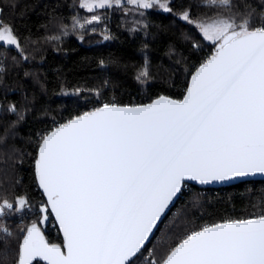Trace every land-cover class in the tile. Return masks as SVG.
<instances>
[{
  "label": "snow or ice",
  "instance_id": "snow-or-ice-1",
  "mask_svg": "<svg viewBox=\"0 0 264 264\" xmlns=\"http://www.w3.org/2000/svg\"><path fill=\"white\" fill-rule=\"evenodd\" d=\"M123 3L177 15L195 25L212 52L190 73L181 99L161 94L149 103L104 102L38 134L35 170L47 201L39 219L19 229L15 264H137L140 257L143 264H264V207L162 239L143 255L186 181L264 174V11L257 13L246 0H200L212 11L195 17L191 7L174 12L172 0H81L80 7L93 12ZM103 19L73 16L71 31L96 32ZM61 28L67 36L68 26ZM0 44L28 59L3 21ZM6 60L0 55V71ZM149 68L146 58L135 77L139 83L152 79ZM89 91L101 94L99 88ZM8 111L16 114L17 106ZM30 207L24 196L14 202L0 197V217ZM49 215L58 222L62 244L50 243L41 231ZM12 236L0 225V244L7 246Z\"/></svg>",
  "mask_w": 264,
  "mask_h": 264
},
{
  "label": "trees",
  "instance_id": "trees-1",
  "mask_svg": "<svg viewBox=\"0 0 264 264\" xmlns=\"http://www.w3.org/2000/svg\"><path fill=\"white\" fill-rule=\"evenodd\" d=\"M246 2L257 13L264 11L262 0ZM171 7L174 12L191 7L193 17L212 11L201 6L200 0H172ZM135 8L123 3L89 12L80 7V0H0V21L12 26L28 57L23 60L16 49L0 44V55L7 56L0 71V197L14 202L24 196L31 205L18 214L13 211L10 218H0L13 233L7 246L0 244V264H15L22 240L19 229L39 219L36 208L43 194L35 175L38 134L104 102L148 103L161 94L181 99L190 73L211 54V42L202 38L195 25L158 7ZM93 13L104 17L96 32L90 27L71 31V17L90 19ZM62 25L68 26L67 36ZM102 33L111 39L105 40ZM56 35L59 41L47 39ZM146 58L152 79L141 84L135 77ZM96 88L99 96L89 91ZM11 104L17 106L16 114L8 111ZM21 113L23 120L18 119ZM262 194L264 179L218 187L189 183L161 220L143 255L162 239L179 238L203 224L239 218L264 207ZM41 229L49 242L63 243L59 231L45 230L42 225ZM137 264H143V257Z\"/></svg>",
  "mask_w": 264,
  "mask_h": 264
},
{
  "label": "water",
  "instance_id": "water-1",
  "mask_svg": "<svg viewBox=\"0 0 264 264\" xmlns=\"http://www.w3.org/2000/svg\"><path fill=\"white\" fill-rule=\"evenodd\" d=\"M175 99V98H174ZM149 103V102H148ZM90 111V110H89ZM35 175H36V170H35ZM251 179H264V174H260V173H256V174H249V175H245V176H241V177H235V178H231V179H227V180H223V181H211V182H208V183H205V184H201L199 182H196V181H191V180H188L186 181L185 183H193V184H196L198 186H202V187H218V186H226V185H230V184H234V183H237V182H240V181H244V180H251ZM36 181H37V185H38V188L40 190V192L43 194L45 200L47 201V197L46 195L44 194L43 190L39 187V184H38V180H37V177H36ZM179 197V194L178 196L174 199L173 203L169 206V208L167 209L166 211V214L167 212L170 210V208L175 204V202L177 201ZM165 214V215H166ZM164 215V216H165ZM54 220H55V217L54 215H52ZM164 216L162 217V219L164 218ZM161 219V220H162ZM56 221V220H55ZM161 222V221H160ZM160 222L158 223V226L160 224ZM56 224L58 226V229H59V225H58V222L56 221ZM158 228V227H157ZM157 230V229H156ZM155 230V231H156ZM41 231L43 232V230L41 229ZM59 232L61 234V237H62V240H63V234L62 232L60 231L59 229ZM155 233V232H154ZM45 235V234H44ZM46 237V236H45ZM153 237V236H152ZM151 237V238H152ZM150 238V239H151ZM47 239V238H46ZM51 243V242H50ZM59 244V243H58ZM42 261V260H40ZM44 262V261H42ZM46 264V262H44Z\"/></svg>",
  "mask_w": 264,
  "mask_h": 264
},
{
  "label": "built area",
  "instance_id": "built-area-1",
  "mask_svg": "<svg viewBox=\"0 0 264 264\" xmlns=\"http://www.w3.org/2000/svg\"><path fill=\"white\" fill-rule=\"evenodd\" d=\"M188 184L189 183H184V185L182 187V190L185 189L186 187H188ZM43 203H46V200H45L44 196H43V198H41V199L38 200L37 208L36 209L38 210L39 209V206L41 204H43ZM13 211L14 210L8 211L5 215L2 216V218L6 219V218L12 217V212ZM16 213L18 214L19 212H16ZM42 227L45 230H52L54 232H58L59 231L58 226L56 224V221L54 220V218H53L52 215H49V219L44 224H42Z\"/></svg>",
  "mask_w": 264,
  "mask_h": 264
},
{
  "label": "rangeland",
  "instance_id": "rangeland-1",
  "mask_svg": "<svg viewBox=\"0 0 264 264\" xmlns=\"http://www.w3.org/2000/svg\"><path fill=\"white\" fill-rule=\"evenodd\" d=\"M80 2H81V0H80ZM132 6V5H131ZM134 7H136V6H134ZM158 9H160V8H158ZM87 10V9H86ZM93 10H95V9H93ZM91 17V16H90ZM38 211V210H37ZM39 213V212H38ZM1 218V217H0ZM1 220H2V218H1ZM0 225H4L3 223H0Z\"/></svg>",
  "mask_w": 264,
  "mask_h": 264
}]
</instances>
